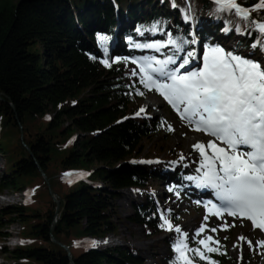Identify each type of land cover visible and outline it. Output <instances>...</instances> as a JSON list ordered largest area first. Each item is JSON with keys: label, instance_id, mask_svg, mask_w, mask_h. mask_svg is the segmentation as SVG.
I'll use <instances>...</instances> for the list:
<instances>
[{"label": "trees", "instance_id": "trees-1", "mask_svg": "<svg viewBox=\"0 0 264 264\" xmlns=\"http://www.w3.org/2000/svg\"><path fill=\"white\" fill-rule=\"evenodd\" d=\"M256 2L240 0L246 7ZM175 3L176 7L172 0H0V155L5 160L0 193L21 186L32 192L27 204L0 208V238L6 236L1 221L21 225L22 245L1 248L10 260L7 264H144L131 247L98 250L79 243L118 234L112 209L119 191L128 188L146 193L144 204L133 205L129 221L151 236L167 233L160 226L161 217L174 220L160 212L148 192L160 186L173 198L180 192V176L176 168L165 176L155 164L132 163L144 152L143 140L169 133L162 119L140 115L149 90L124 63L140 55L133 44L166 42L171 33L264 61V51L251 46L257 34L249 35L250 29L234 14L216 13L212 0ZM184 10H189V20ZM252 15L259 19L264 11ZM155 24V34L137 31ZM99 35L109 37L103 46ZM230 42L233 47L225 46ZM194 45H186L185 52L195 51ZM152 51L169 55L173 50ZM102 59L111 67L100 63ZM76 132L80 136L74 140ZM166 156L174 161L180 152L168 148ZM96 163L102 165L89 171ZM70 171L87 176L68 183L61 175ZM43 175L61 201L55 223V203ZM60 184L67 185L63 196L56 188ZM176 237H166L167 256L158 264H170ZM221 250L225 252L224 245ZM211 255L218 264H235L227 253Z\"/></svg>", "mask_w": 264, "mask_h": 264}, {"label": "snow or ice", "instance_id": "snow-or-ice-1", "mask_svg": "<svg viewBox=\"0 0 264 264\" xmlns=\"http://www.w3.org/2000/svg\"><path fill=\"white\" fill-rule=\"evenodd\" d=\"M213 3L216 13H232L243 20L245 27L250 29L249 35L252 31L257 34L251 46L264 51V16L254 19L252 15L264 11V0H257L251 7L243 6L240 0H213ZM172 5L177 6L175 0ZM184 11L185 20H189V10ZM158 29L159 25L155 24L150 29L137 31L155 34ZM236 31L243 34L239 27ZM97 39L103 46L109 37L99 35ZM189 43H195V40L174 38L168 33L166 42L133 44L156 52L169 47L173 51L164 58L144 56L131 59L130 62L139 69L138 73L133 71L131 75H138L145 89L162 96L191 130L212 138L207 143L193 145L200 158L196 168L198 175L186 177L198 188L213 190L219 202L209 201L205 205V222L209 215L222 218L226 214L246 219L253 229L264 232V62L210 46L204 50L200 62L193 63L197 60V53L194 50L185 52ZM104 51L106 53L107 49ZM100 63L111 67L108 59H102ZM168 130L173 129L168 126ZM180 159L185 157L181 155ZM77 175L82 174L66 173L67 182L72 183V177ZM161 219L163 229L178 234L172 246L174 258L170 264H200L201 261L218 264L211 254L226 255L219 239L204 235L206 231L216 233L217 229L201 225L195 232V236L200 237L195 240L197 246L190 247L187 233L174 227L169 218L162 216ZM228 227L224 224L221 230ZM239 239L249 248L253 247V242L246 237ZM255 244L264 249V240ZM90 246L96 247V242H91Z\"/></svg>", "mask_w": 264, "mask_h": 264}, {"label": "rangeland", "instance_id": "rangeland-1", "mask_svg": "<svg viewBox=\"0 0 264 264\" xmlns=\"http://www.w3.org/2000/svg\"><path fill=\"white\" fill-rule=\"evenodd\" d=\"M234 44V42H230L225 46L231 48ZM206 48L207 47L203 48L200 55L201 57ZM198 62L199 61L195 63ZM126 68L130 74L133 71H136L137 73L139 72V69L132 63H127ZM132 77L139 78L138 75ZM141 109H144L145 111H139L140 115L151 118H160L163 120L167 129L168 126H171L173 130L169 131V133L163 136V138L159 139V137H150L143 140L141 145L142 148H144V152L141 157L133 160H135L137 164L144 162L155 164L158 168H160L159 172L164 175L169 171L174 173L173 169L176 168L179 171L180 178L184 180L185 184H188V182L185 181V172H192L196 170V166L199 165L198 162L200 159L198 152L193 150V145L199 142L197 139L200 136L206 135L204 133L191 130L189 126L181 121L178 114L168 103H166L163 97L155 91H149L145 99L142 101ZM49 116L52 117L53 114L50 113ZM65 124H68L67 121ZM79 136L80 134L76 132L72 139L76 140ZM208 139L210 140L212 138L208 137ZM187 140H190L189 142L194 144L186 145L185 142ZM168 148L178 150L180 152V157L183 155L185 159L181 160L179 157L174 161H168L166 156ZM4 163L5 160L0 155V178L4 171ZM165 163L169 165L165 166ZM101 165V163L93 164L89 168V171L96 169ZM61 177L65 178V174L63 176L61 175ZM42 179L45 180L46 184H48V194L52 202L55 203L56 201H59L61 204V201L56 196L57 194H54L55 191L51 187L49 180L45 178V176L42 177ZM34 181L36 180H32V183ZM176 182L178 183V181ZM181 183H178L179 185H177L180 192H178L173 198L165 195L163 193V188L160 186L154 187L152 191L148 192V194H150L151 197L153 196L152 198H158L157 202L159 203L156 204L154 201L155 205L158 207L160 212H167L170 214V217L174 220V227H180L182 231L187 233L190 247L194 246L193 244H195V240L200 238L195 236V232L201 227V225L206 224L207 229L215 228L217 229V232L212 233L210 231H206L204 235H214L217 239H219L220 244L225 246V252L235 264H244L245 261H250L252 264H264V249L257 247L255 244L258 240H264L263 233L253 229L247 222L227 215H224L222 218L208 216V220L205 222V216L207 215L206 212L199 206L196 201L198 199H196L184 188V183L181 186ZM56 188L61 190V196L67 192V185L65 184H60ZM30 193L31 190L26 188V186H21L17 190H5L0 193V208L9 204L25 205L30 201V197H27ZM191 195L196 200H194ZM145 200L146 193L140 188H128L119 191V196L116 201H114L112 209V221H114L117 226L118 234L108 235L109 238L107 237L104 242L96 243L97 246L94 247V249L104 250L106 248L113 247H131L138 252V255L144 261V264L162 263L163 259L167 256V248L164 245V240L168 236L172 238L173 235L178 234L174 231H167L165 235L151 236L148 235L149 232L147 229L129 221V218L134 214L133 205H142L145 203ZM203 200L206 201L208 198H202L198 201L202 203ZM55 209L53 212V222H56L55 219L57 220V216L59 214H55ZM1 222V226L3 227V231L1 232L6 233V236H2L0 238V264H7L10 260L6 258V255H3L1 248L4 246L7 249H11L14 246V243H22V239L19 238L21 225L19 222H13L11 224H8L5 221ZM187 224L190 225L188 228L186 227ZM224 224L229 226L227 230H221ZM241 236L251 240L253 242V247L249 248L245 242L241 241L239 239ZM79 243L91 242L90 240L85 239ZM237 245H239V247H237ZM79 251H81V249H77V252Z\"/></svg>", "mask_w": 264, "mask_h": 264}, {"label": "bare ground", "instance_id": "bare-ground-1", "mask_svg": "<svg viewBox=\"0 0 264 264\" xmlns=\"http://www.w3.org/2000/svg\"><path fill=\"white\" fill-rule=\"evenodd\" d=\"M199 142H205L207 143L209 141L208 137L206 136H200L198 139H197ZM190 141V140H189ZM188 140L185 142L186 145H189L191 144V142H189ZM194 144V143H192ZM191 144V145H192ZM199 166V165H198ZM196 166V168L198 167ZM185 178L186 176H194V175H198V173L196 172V170L192 171V172H185ZM186 182H188V184H185L184 185V188L189 191L196 199H202V198H213V197H210L211 196V193H213L214 191L211 190V189H201V188H198L196 186V184L193 182V181H189L187 179H185ZM134 190V189H132ZM128 191H131V190H128ZM131 193V192H130ZM131 196V195H130ZM131 198V197H130ZM214 199V198H213ZM215 200V199H214ZM204 202V200L202 201V203ZM190 225L187 224L186 227L188 228ZM261 232V231H260ZM264 234V232H261ZM109 238V237H108ZM106 241V239H97V240H90V242H96V243H101V242H104ZM85 242V241H84ZM106 243V242H105Z\"/></svg>", "mask_w": 264, "mask_h": 264}, {"label": "water", "instance_id": "water-1", "mask_svg": "<svg viewBox=\"0 0 264 264\" xmlns=\"http://www.w3.org/2000/svg\"><path fill=\"white\" fill-rule=\"evenodd\" d=\"M47 181V180H46ZM48 185V184H47ZM55 205H56V209H55V214L57 215L59 213V206H60V202L59 201H56L55 202ZM53 227V226H52ZM54 243H57L56 241L53 240ZM65 248L66 251H68V249L63 246ZM70 256V255H69Z\"/></svg>", "mask_w": 264, "mask_h": 264}, {"label": "built area", "instance_id": "built-area-1", "mask_svg": "<svg viewBox=\"0 0 264 264\" xmlns=\"http://www.w3.org/2000/svg\"><path fill=\"white\" fill-rule=\"evenodd\" d=\"M55 221H56V219H55ZM55 223V222H54Z\"/></svg>", "mask_w": 264, "mask_h": 264}]
</instances>
